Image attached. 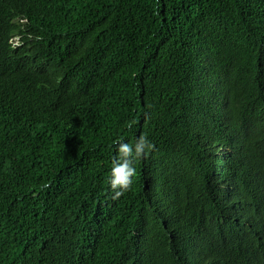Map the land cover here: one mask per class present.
<instances>
[{"label":"trees","instance_id":"obj_1","mask_svg":"<svg viewBox=\"0 0 264 264\" xmlns=\"http://www.w3.org/2000/svg\"><path fill=\"white\" fill-rule=\"evenodd\" d=\"M7 5L48 32L9 52ZM224 252L264 259V0H0V264Z\"/></svg>","mask_w":264,"mask_h":264},{"label":"clouds","instance_id":"obj_2","mask_svg":"<svg viewBox=\"0 0 264 264\" xmlns=\"http://www.w3.org/2000/svg\"><path fill=\"white\" fill-rule=\"evenodd\" d=\"M11 10V13L7 11ZM4 11L10 15H13L14 25L9 33L8 47L9 52L14 51L17 47L22 45V38L29 29L41 28L45 32H48L46 24L38 25L31 21V19L21 12L14 10L11 6L7 5ZM17 14V15H16ZM14 27L20 29L17 36L12 35ZM33 38V35H29ZM135 121H131L127 124V127L131 128ZM116 155L112 158V167L108 184L113 191V199L119 198L125 191L130 190L133 180L132 178L136 175V168L134 167L135 162L141 157H147L152 151L155 150V145L148 140L146 135H141L137 138L134 144H129L122 138H117L115 141ZM47 187V185H45ZM253 255V254H252ZM254 257L262 258L263 255H253ZM229 259V262H224L222 259ZM264 264V259L257 261H251L243 255H230L225 253L222 255L219 264Z\"/></svg>","mask_w":264,"mask_h":264},{"label":"water","instance_id":"obj_3","mask_svg":"<svg viewBox=\"0 0 264 264\" xmlns=\"http://www.w3.org/2000/svg\"><path fill=\"white\" fill-rule=\"evenodd\" d=\"M7 11L11 13V10L10 9H7Z\"/></svg>","mask_w":264,"mask_h":264}]
</instances>
